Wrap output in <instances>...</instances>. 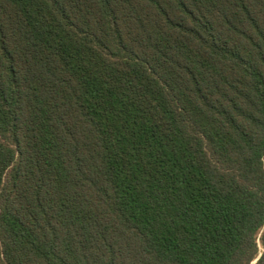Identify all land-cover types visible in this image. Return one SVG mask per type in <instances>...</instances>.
Listing matches in <instances>:
<instances>
[{
  "label": "trees",
  "instance_id": "16d2710c",
  "mask_svg": "<svg viewBox=\"0 0 264 264\" xmlns=\"http://www.w3.org/2000/svg\"><path fill=\"white\" fill-rule=\"evenodd\" d=\"M264 264V0H0V264Z\"/></svg>",
  "mask_w": 264,
  "mask_h": 264
},
{
  "label": "rangeland",
  "instance_id": "374dc122",
  "mask_svg": "<svg viewBox=\"0 0 264 264\" xmlns=\"http://www.w3.org/2000/svg\"><path fill=\"white\" fill-rule=\"evenodd\" d=\"M252 264H254V263H252Z\"/></svg>",
  "mask_w": 264,
  "mask_h": 264
}]
</instances>
